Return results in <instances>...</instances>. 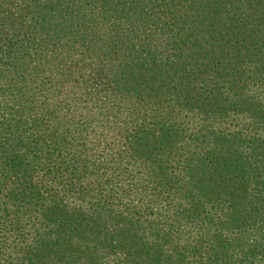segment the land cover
Instances as JSON below:
<instances>
[{
	"label": "trees",
	"instance_id": "16d2710c",
	"mask_svg": "<svg viewBox=\"0 0 264 264\" xmlns=\"http://www.w3.org/2000/svg\"><path fill=\"white\" fill-rule=\"evenodd\" d=\"M0 264H264V0H0Z\"/></svg>",
	"mask_w": 264,
	"mask_h": 264
}]
</instances>
